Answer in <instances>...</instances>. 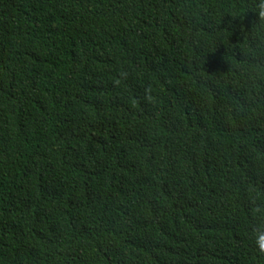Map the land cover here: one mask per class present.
<instances>
[{"label": "trees", "instance_id": "obj_1", "mask_svg": "<svg viewBox=\"0 0 264 264\" xmlns=\"http://www.w3.org/2000/svg\"><path fill=\"white\" fill-rule=\"evenodd\" d=\"M246 2L0 0V264H264Z\"/></svg>", "mask_w": 264, "mask_h": 264}, {"label": "clouds", "instance_id": "obj_2", "mask_svg": "<svg viewBox=\"0 0 264 264\" xmlns=\"http://www.w3.org/2000/svg\"><path fill=\"white\" fill-rule=\"evenodd\" d=\"M246 11H251L256 14L258 17V20L260 22L261 27H264V0H250L249 2H246L243 6L242 9L239 10V13H234L235 14H240ZM256 242L257 246L261 251H264V230H260L256 234Z\"/></svg>", "mask_w": 264, "mask_h": 264}]
</instances>
